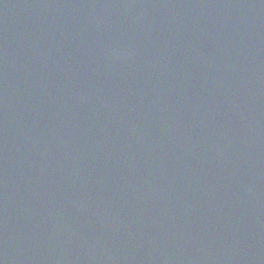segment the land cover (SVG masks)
Listing matches in <instances>:
<instances>
[{
	"label": "water",
	"instance_id": "95a60500",
	"mask_svg": "<svg viewBox=\"0 0 264 264\" xmlns=\"http://www.w3.org/2000/svg\"><path fill=\"white\" fill-rule=\"evenodd\" d=\"M0 264H264V0H0Z\"/></svg>",
	"mask_w": 264,
	"mask_h": 264
}]
</instances>
